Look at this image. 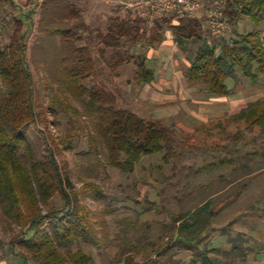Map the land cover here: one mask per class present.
<instances>
[{"label": "trees", "instance_id": "obj_1", "mask_svg": "<svg viewBox=\"0 0 264 264\" xmlns=\"http://www.w3.org/2000/svg\"><path fill=\"white\" fill-rule=\"evenodd\" d=\"M3 1L19 11L7 40L4 31L12 23L0 16V204L19 227L13 243L21 248V264H96L84 245L98 244L101 230L96 213L81 194L93 191L95 198L102 199V187L84 183L75 189L71 171L63 168L54 153L37 158L23 133L26 126L40 118L35 77L28 59L38 7L43 14L40 31L49 38L44 39L47 43L40 49L66 93L61 96L54 92L48 100V110L55 118L66 109L92 116L93 141L106 149L109 165L127 174L133 173L145 156L163 154L166 161L176 157L178 133L163 119L143 117L121 107L117 95L103 85H85L84 81L95 74L97 61L92 39L86 34L90 25L76 0H34L30 12L22 10L14 0ZM221 10L230 31L220 33L216 42L200 19L181 16L177 11L157 17L153 24L147 17L111 16L98 38L101 45L114 50L113 68L134 63L136 81L147 84L155 79V69L133 49L137 45L158 47L165 41L166 31H170L189 61L185 68L188 83L202 84L216 96H230L242 91L245 82L257 84L264 76V0H226ZM246 19L251 20L252 29L241 28ZM26 20L32 25L27 26ZM56 38L60 39L59 49L53 44ZM228 80L233 81L232 85ZM71 99L81 103L82 109L71 105ZM239 120L250 127L260 124L264 130V98L221 121L230 124ZM58 196L63 203L55 202ZM216 215L213 197L176 213L171 224L176 233L168 243L176 240L186 249H197L212 229ZM168 243L159 245L157 251L167 255L171 250ZM121 255L114 264H139L135 251ZM201 260L217 264L207 252H203Z\"/></svg>", "mask_w": 264, "mask_h": 264}, {"label": "rangeland", "instance_id": "obj_2", "mask_svg": "<svg viewBox=\"0 0 264 264\" xmlns=\"http://www.w3.org/2000/svg\"><path fill=\"white\" fill-rule=\"evenodd\" d=\"M14 1L25 12L34 9V0ZM127 1L76 0L83 7L86 22L90 25L86 34L92 39L93 56L97 61L95 74L84 83L87 87L103 85L117 95L121 107L143 117L164 119L172 125L178 133V155L170 161H166L163 154L145 156L135 171L127 174L109 165L106 149L93 141L92 116L73 114L66 109L65 115L62 113L55 118L48 110V100L54 92L61 96L66 93L58 76L51 73L40 49L47 43L44 39L49 40L40 31L43 24L41 7L37 9L28 49L40 118L26 126L23 133L31 142L37 158L54 153L63 168L71 171L75 189L79 190L84 183H96L102 187L105 195L102 199L95 198L93 191L81 194L96 213L97 227L101 230L98 244L84 245V250L94 255L96 264H114L123 252L131 251L137 253L139 264H204L201 260L203 252H207L217 264H264L262 126L250 127L243 120L230 124L218 121L203 124L193 132L187 131L179 119L182 116L187 118L191 111L185 106L192 101L159 98L152 86L136 81L134 63L113 68L114 50L101 45L98 34L106 30L111 16L137 14V7L128 6ZM0 7V16L12 23L4 31L7 40L19 11L3 0H0ZM26 24L32 25L29 20ZM246 27L253 28L250 19L241 24L242 29ZM229 31L228 25L224 34ZM219 35L211 33L210 38L216 42ZM165 36L169 39L170 32L166 31ZM53 44L59 49L60 39L56 38ZM168 49L137 45L133 51L146 58L158 75L176 59L172 58L169 63L167 58H158ZM177 56L182 58L183 53L178 50ZM228 83L232 85L233 81L228 80ZM50 85L54 89L49 88ZM242 91L249 100L264 98V76L257 84L245 82ZM194 92L187 91L184 95L195 96L197 91ZM69 103L82 109L81 103L75 99ZM230 159L232 162H228ZM210 197L215 200L217 215L212 229L197 249H186L176 240L168 243L169 237L176 233L171 226L174 215L195 208ZM55 202L63 203L59 196ZM19 232V227L0 204V264H21L22 258L18 254L21 248L13 243ZM163 243L171 247L167 255L157 251Z\"/></svg>", "mask_w": 264, "mask_h": 264}, {"label": "crops", "instance_id": "obj_3", "mask_svg": "<svg viewBox=\"0 0 264 264\" xmlns=\"http://www.w3.org/2000/svg\"><path fill=\"white\" fill-rule=\"evenodd\" d=\"M208 2V5L211 7L212 0H208ZM136 10L137 14L135 16L147 17L146 15L141 14L142 10H140L139 8H136ZM180 15L193 17L183 14ZM198 19H200L201 22L205 25L203 19ZM170 34L171 36L169 37V39H165L163 44L160 45L163 48L168 47L169 49L167 51L165 50L164 54L160 55V57L158 58H167L169 59V63L172 58L175 57L176 59L174 62L172 61L171 64H169V68H167L166 65L165 69L160 71L158 75L155 74V79L147 84L149 86H152L158 92L159 98L175 97L179 100L182 99L181 101H192V103L188 102V105L185 106L186 110L191 111L187 118L185 116H182V118L179 119V121L183 124L187 131L193 132L203 124L221 121L226 116L240 112L250 103V101H253L247 99L243 91L230 96L215 97L211 96L210 93H208V90L204 85H193L188 83L185 77V68L187 67V65H189V61L185 55H183L182 58L178 56L176 57V53L178 52L179 48L171 32ZM187 91L190 93L192 92V94L195 93L194 91L197 92L196 94H194L195 96H191L192 94L184 95V93H187Z\"/></svg>", "mask_w": 264, "mask_h": 264}, {"label": "built area", "instance_id": "obj_4", "mask_svg": "<svg viewBox=\"0 0 264 264\" xmlns=\"http://www.w3.org/2000/svg\"><path fill=\"white\" fill-rule=\"evenodd\" d=\"M225 2L226 0H212L210 7L208 0H128L127 5L142 10L141 14L146 15L150 23H153L156 17L177 11L203 19L205 26L213 34H220L227 27L221 10Z\"/></svg>", "mask_w": 264, "mask_h": 264}]
</instances>
